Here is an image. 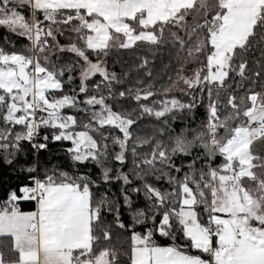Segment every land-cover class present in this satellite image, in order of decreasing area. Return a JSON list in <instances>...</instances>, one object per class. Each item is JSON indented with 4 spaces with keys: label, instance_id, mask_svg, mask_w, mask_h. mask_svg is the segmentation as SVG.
Masks as SVG:
<instances>
[{
    "label": "snow or ice",
    "instance_id": "obj_1",
    "mask_svg": "<svg viewBox=\"0 0 264 264\" xmlns=\"http://www.w3.org/2000/svg\"><path fill=\"white\" fill-rule=\"evenodd\" d=\"M0 264H264V0H0Z\"/></svg>",
    "mask_w": 264,
    "mask_h": 264
}]
</instances>
